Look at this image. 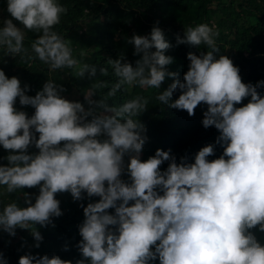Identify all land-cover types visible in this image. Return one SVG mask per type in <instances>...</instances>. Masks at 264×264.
<instances>
[{
    "label": "clouds",
    "instance_id": "1",
    "mask_svg": "<svg viewBox=\"0 0 264 264\" xmlns=\"http://www.w3.org/2000/svg\"><path fill=\"white\" fill-rule=\"evenodd\" d=\"M6 3L10 18L0 21L6 54L26 52L27 30L37 33L28 60L42 62L50 72L71 69L80 79L96 76L97 67L77 58L72 42L56 30L67 12L59 0ZM218 35L207 23L187 26L183 38L177 34V44L210 49L187 53L183 80L167 68L173 58L165 51L172 45L158 25L147 35L133 33L127 39L139 56L134 64L124 55L108 61L117 78L108 97L124 86L159 89L172 77L159 101L190 116L198 105H207L202 124L218 130L215 144L223 149L211 160L213 144L202 147L193 160L187 154L177 160L171 150L159 148L142 159L148 139L145 124L137 119L147 108L143 96L110 105L106 98H93L107 86L96 81L84 91L82 103L67 99L64 85L51 79L28 95V84L22 87L18 77L9 78L0 68V146L8 153L0 157L7 161L0 163V186L8 193L38 189L34 202L25 193L27 206L12 202L3 207V231L14 237L17 228L54 227L52 218L62 215L56 195L70 193L74 201L89 199L79 205L84 220L76 244L81 258L75 264H264V244L253 231L264 232V95L257 90L264 80L246 84L232 59L217 57ZM177 90L180 95L173 99ZM17 98L20 106L34 109L31 115L16 107ZM92 197L99 199L93 202ZM31 235L39 248L41 233L33 229ZM19 264L73 262L29 252Z\"/></svg>",
    "mask_w": 264,
    "mask_h": 264
},
{
    "label": "trees",
    "instance_id": "2",
    "mask_svg": "<svg viewBox=\"0 0 264 264\" xmlns=\"http://www.w3.org/2000/svg\"><path fill=\"white\" fill-rule=\"evenodd\" d=\"M67 8L62 14L61 22L56 26L66 39L72 42L74 54L82 62L97 67L95 77L80 79L75 77L71 69H57L50 72L47 65L38 60H28L31 43L37 33L25 30L24 48L26 52L6 54L0 46V68L11 78L18 77L21 86L28 84V95H35L43 84L51 79L62 84L67 89L62 95L69 100H78L84 103L83 93L96 81L106 83V87L97 90L94 99L106 98L110 105L121 106L127 100L143 96L148 100L147 108L137 119L146 126L145 135L148 139L143 146L142 159L154 155L156 149L171 150L177 157L187 154L193 160L195 154L204 146L213 144L215 154L208 159H215L222 154L223 149L215 144L219 132L214 127L205 128L202 124L203 112L207 105H198L194 115L186 110L173 109L168 103L161 102L157 96L173 82L172 77H166L159 89H141L139 86L122 87L113 97L107 93L116 83L109 60H115L124 55L134 64L139 56H134V46L127 43L133 33L147 35L154 25H158L164 32L165 39L172 45L165 51L171 56L173 62L167 66L169 71L177 72L180 80L188 70L189 51L199 54L210 50L206 45L192 46L177 44V34L183 38L184 29L189 25L207 23L215 26L219 35L215 37L219 51L216 56L227 55L239 68V74L244 83L255 85L257 81L264 80V0H59ZM6 0H0V21L9 17L6 11ZM10 18V17H9ZM15 21V20H14ZM13 21V22H14ZM3 24L0 22V27ZM23 28V25L17 24ZM77 43L85 47V55L80 57L76 50ZM155 49H153L154 51ZM107 68V75H101L99 69ZM264 95V87L257 89ZM180 91L173 93V99L178 98ZM245 98L243 103H247ZM16 107L31 115L34 111L30 106H20L17 98ZM87 107V104H85ZM31 149L30 151H34ZM8 153L0 146V157ZM0 163H7L0 160ZM167 167V162L161 169ZM127 179V177H124ZM25 193L33 197L38 189H18L13 193L6 191V186H0V211L8 203L15 202L20 207L25 204ZM56 199L60 201L62 215L53 217V224L41 227L33 224L27 230L17 228L16 236L12 237L0 227V264L6 260L7 264H19V257L31 252L33 255L53 254L61 259L71 260L73 264L81 258L76 244L81 239L79 225L84 220L83 209L89 199L85 196L83 201H74L70 193H58ZM98 197H92L95 202ZM39 231L43 237L40 247L35 248L32 230ZM257 239L264 244V232L253 230ZM22 244L24 245L22 247ZM68 250H64V245ZM33 249V251H32ZM158 264V262H157Z\"/></svg>",
    "mask_w": 264,
    "mask_h": 264
},
{
    "label": "rangeland",
    "instance_id": "3",
    "mask_svg": "<svg viewBox=\"0 0 264 264\" xmlns=\"http://www.w3.org/2000/svg\"><path fill=\"white\" fill-rule=\"evenodd\" d=\"M14 23L18 24L17 21H14ZM76 50L80 54L81 51H83V52L85 51V47L82 44L77 43ZM32 251H33V249H32Z\"/></svg>",
    "mask_w": 264,
    "mask_h": 264
}]
</instances>
